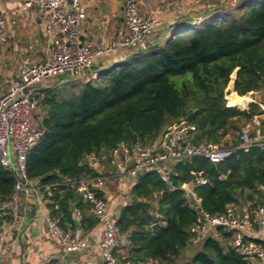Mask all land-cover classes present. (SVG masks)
I'll return each mask as SVG.
<instances>
[{"label":"trees","instance_id":"16d2710c","mask_svg":"<svg viewBox=\"0 0 264 264\" xmlns=\"http://www.w3.org/2000/svg\"><path fill=\"white\" fill-rule=\"evenodd\" d=\"M173 27L160 30L152 43L127 49L131 55L123 63L78 90L72 83L41 89L44 134L27 158L28 176L52 185L50 216L62 228L75 229L74 205L80 211L79 227L89 231L99 223L86 213L89 203L64 185L101 177L89 165V156L102 159L124 144L151 147L179 121L196 126L194 144L234 149L217 163L204 157L178 163L171 185L156 171L139 175L131 201L117 219L128 239L127 258L136 263L178 262L195 244L190 229L202 214L215 217L230 205L244 204L251 216L252 210L264 207V146L238 148L242 126L255 118L264 135L261 106L239 108L251 101L246 95L264 90V0L215 3L199 19H183ZM227 135L232 144H222ZM200 177L207 183L193 189L198 211L183 186ZM14 185L13 173L0 165V206L11 201ZM216 231L221 238L210 232L184 264H251L232 246L233 231ZM245 240L264 248L263 240Z\"/></svg>","mask_w":264,"mask_h":264},{"label":"built area","instance_id":"2783aa9c","mask_svg":"<svg viewBox=\"0 0 264 264\" xmlns=\"http://www.w3.org/2000/svg\"><path fill=\"white\" fill-rule=\"evenodd\" d=\"M26 9H36L46 17V30L51 39L53 51L51 57L41 63L20 68L19 79L0 95V165L14 175L15 185L11 201L3 204L1 210H9L16 221L19 216V198L21 195H32L38 200H49L53 197L52 185H46L39 179H31L27 173V158L41 140L43 114L38 99L40 85L57 77L73 73L88 72L96 57L115 53L120 49H138L152 43L163 27L162 21L156 17H146L135 0H126L124 18L126 32L121 39L112 41L106 47L82 44L81 37L87 19V7L84 0H20ZM212 0H194V5L202 7ZM64 35L66 38L62 39ZM7 28L5 18L0 12V45L6 41ZM99 76H93V82ZM255 118L251 124H257ZM250 124L241 129V144L238 148L247 150L255 139L250 135ZM197 128L186 121H179L167 128L161 141L156 146H137L138 160L133 167L120 171L136 177L147 171H156L161 180L171 185L170 177L175 166L187 159L204 157L217 163L228 157L234 149H226L209 142L196 145L193 142ZM258 146L263 147L264 143ZM105 179L66 181L79 193L83 201L89 203L92 215L103 226L102 238L97 247L105 264H152V262L136 263L127 257L116 254L122 246L124 238L117 226V219L110 215L108 205L96 190L104 185ZM200 177L195 185L206 184ZM196 200L199 199L194 194ZM77 218L80 211L75 210ZM47 226L51 237L55 238L67 253H76L89 247V242L79 238L72 232L62 228L58 220L48 216ZM250 224L264 230V207L251 211L249 220L240 214L238 208L230 205L221 215L210 217L200 215L190 232L196 240L203 239L217 227L233 231L232 246L245 259L264 261V248L254 241L245 240ZM7 234L0 235V263L6 254Z\"/></svg>","mask_w":264,"mask_h":264},{"label":"crops","instance_id":"0c3cea01","mask_svg":"<svg viewBox=\"0 0 264 264\" xmlns=\"http://www.w3.org/2000/svg\"><path fill=\"white\" fill-rule=\"evenodd\" d=\"M126 0H84L87 7V19L84 24L81 42L92 46L106 47L112 41L121 39L126 32L124 5ZM146 17H156L162 21V33L173 27L178 21L183 19H193L194 21L206 11L207 7L217 3L234 5L239 0H215L213 4L198 7L194 5V0H135ZM0 12L5 18L7 37L6 41L0 45V95L5 93L12 83L19 79L20 68L26 65L41 63L48 60L53 51L51 39L46 30V17L42 16L36 9H26L20 0H0ZM62 39L66 37L61 36ZM133 54V51H132ZM131 52L127 49H120L115 53L101 55L95 58L92 68L84 73H73L60 76L57 79L67 83L93 82V76L99 78L113 66L120 65ZM44 82L41 89L50 87ZM45 86V87H43ZM232 87L230 90L232 91ZM40 92H38L39 94ZM246 106L239 107L248 109L251 103H258L264 111V90L249 93ZM244 96V97H246ZM264 115V114H263ZM249 125V123L247 124ZM257 136L260 135V125ZM251 127V123H250ZM160 136L153 146L161 141ZM234 141L231 135H227L222 140V144H232ZM139 145H121L117 150L98 159L89 156V165L105 179L104 185L98 190L102 192L103 198L108 205L110 215L118 219L122 209L131 201L130 192L134 184L139 179L127 173L119 174L120 171L127 170L134 166L138 160L136 147ZM143 174V173H142ZM183 189L188 193H193L194 184H185ZM156 199V198H155ZM200 202V201H199ZM198 202V203H199ZM153 205L156 204L154 200ZM6 204V203H5ZM49 200H38L32 195H21L19 198V216L15 221L6 209L1 210L0 206V235L7 234L6 254L0 264H48L57 261L60 264H104L101 253L97 247L102 238L103 226L98 223L96 227L89 231H84L79 227L80 216L75 222V229L70 232L89 242V247L76 253H67L60 243L49 234L47 217L50 216L48 208ZM75 207L74 205H72ZM239 212L246 220L250 215L245 206ZM74 208L73 215L76 214ZM88 215H92L87 210ZM157 215V214H156ZM74 220V219H73ZM165 225V223H163ZM211 234L221 238L218 231L212 230ZM246 237L249 239H260L264 241V230L257 225L250 224ZM124 242L117 249L118 256L128 255V239L123 236ZM197 241H195V244ZM199 247L195 249L198 250ZM251 264H264L259 259H251Z\"/></svg>","mask_w":264,"mask_h":264},{"label":"rangeland","instance_id":"374dc122","mask_svg":"<svg viewBox=\"0 0 264 264\" xmlns=\"http://www.w3.org/2000/svg\"><path fill=\"white\" fill-rule=\"evenodd\" d=\"M215 2V0H212V1H210V2H208V3H206V4H204V5H207V4H213ZM204 5L202 6V7H204ZM171 32V31H170ZM170 35H171V33H170ZM170 35H168V37L170 36ZM175 80H180V79H178V78H175ZM48 83L47 84H45L46 86L47 85H49V86H52V87H56V86H61V85H63L64 84V80H61V79H57V78H55V79H53V80H51V81H47ZM83 84H85L84 82H79V83H73L72 82V85H75L74 87V90H78ZM43 87H45V86H43ZM70 87H72L71 85H69L68 86V88L67 89H69ZM262 100H264V98L262 99ZM41 110H42V107H41ZM262 118L264 119V115L262 116ZM260 120H259V125H260ZM250 124V123H249ZM247 126V124L246 125H243L242 126V128H244V127H246ZM259 126L257 125V124H251V127L249 128V131H250V135H252V134H256V137H257V131L259 130V128H258ZM241 128V129H242ZM242 206H240V209L242 210V208H244L245 206H244V204H241ZM239 209V208H238ZM205 239V238H204ZM197 241V243L196 244H194L193 246H191L190 248H189V250H187L186 252H185V254H183L182 255V257H180V259H179V261L178 262H176L175 264H184L186 261H188L191 257H192V255L195 253V249H196V247L198 248V247H200V245H201V243H202V241H203V239H199V240H196Z\"/></svg>","mask_w":264,"mask_h":264},{"label":"water","instance_id":"95a60500","mask_svg":"<svg viewBox=\"0 0 264 264\" xmlns=\"http://www.w3.org/2000/svg\"><path fill=\"white\" fill-rule=\"evenodd\" d=\"M261 143H264V136L261 137V138L255 139V140L253 141L252 144H253V145H259V144H261ZM188 198H189L190 202L192 203V205H193L194 207H196V209H197L198 211H200L201 209H200L199 203H198V201L196 200L194 194H193V193H188ZM71 210L74 211V207H73V206H71ZM73 219H74L75 222H77V219H78V218H77L76 214L73 215Z\"/></svg>","mask_w":264,"mask_h":264}]
</instances>
